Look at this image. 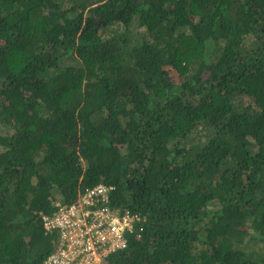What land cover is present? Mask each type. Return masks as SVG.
I'll return each instance as SVG.
<instances>
[{"label": "trees", "instance_id": "1", "mask_svg": "<svg viewBox=\"0 0 264 264\" xmlns=\"http://www.w3.org/2000/svg\"><path fill=\"white\" fill-rule=\"evenodd\" d=\"M98 184L104 264H264V0H0V264Z\"/></svg>", "mask_w": 264, "mask_h": 264}, {"label": "built area", "instance_id": "2", "mask_svg": "<svg viewBox=\"0 0 264 264\" xmlns=\"http://www.w3.org/2000/svg\"><path fill=\"white\" fill-rule=\"evenodd\" d=\"M111 190L104 184L88 187L75 204L58 203L53 217H44L46 230L60 231L59 245L45 264H104L127 248L126 233L141 219L108 207Z\"/></svg>", "mask_w": 264, "mask_h": 264}, {"label": "clouds", "instance_id": "3", "mask_svg": "<svg viewBox=\"0 0 264 264\" xmlns=\"http://www.w3.org/2000/svg\"><path fill=\"white\" fill-rule=\"evenodd\" d=\"M92 187H93V186H92ZM87 188H88V187H87ZM85 189H86V188H85ZM85 189L79 194L78 198H77L74 202H72V203H70V204H75V203L80 199V197L83 195Z\"/></svg>", "mask_w": 264, "mask_h": 264}]
</instances>
